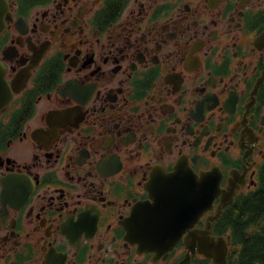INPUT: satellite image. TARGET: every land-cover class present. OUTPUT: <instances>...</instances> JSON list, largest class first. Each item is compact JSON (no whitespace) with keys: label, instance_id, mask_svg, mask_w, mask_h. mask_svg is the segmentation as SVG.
<instances>
[{"label":"flooded vegetation","instance_id":"obj_1","mask_svg":"<svg viewBox=\"0 0 264 264\" xmlns=\"http://www.w3.org/2000/svg\"><path fill=\"white\" fill-rule=\"evenodd\" d=\"M179 167L217 185L178 240ZM263 173L264 0H0V264H216L231 193L245 264Z\"/></svg>","mask_w":264,"mask_h":264},{"label":"water","instance_id":"obj_2","mask_svg":"<svg viewBox=\"0 0 264 264\" xmlns=\"http://www.w3.org/2000/svg\"><path fill=\"white\" fill-rule=\"evenodd\" d=\"M214 178L212 172L202 173L200 176L189 171L187 169L178 168V240L181 238L182 233L186 228L193 226L199 216L210 209L213 201V191L210 189L214 188ZM231 193L229 196L222 198V204L217 207L216 213L210 216V220H213L219 215L221 205L225 206L232 200ZM210 220L206 221L205 227L194 228L184 238L186 246L193 252L195 250V243L198 241V250L207 256L213 257L216 264H223L221 258H225V252L227 247H222L221 239H211L204 236L210 227ZM140 227L145 225L144 220H138ZM153 223L158 226L161 225L160 220H153ZM157 228V227H155ZM154 229V228H153ZM142 244L150 246L152 238H139ZM159 240V238H156ZM177 239H168V243L171 244ZM160 241V240H159ZM188 253L186 257L188 258ZM187 264V260L183 261Z\"/></svg>","mask_w":264,"mask_h":264},{"label":"trees","instance_id":"obj_3","mask_svg":"<svg viewBox=\"0 0 264 264\" xmlns=\"http://www.w3.org/2000/svg\"><path fill=\"white\" fill-rule=\"evenodd\" d=\"M260 188L246 199L238 208L234 231L244 233L240 256L244 257L245 264H264V173L261 178Z\"/></svg>","mask_w":264,"mask_h":264}]
</instances>
